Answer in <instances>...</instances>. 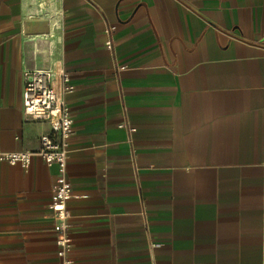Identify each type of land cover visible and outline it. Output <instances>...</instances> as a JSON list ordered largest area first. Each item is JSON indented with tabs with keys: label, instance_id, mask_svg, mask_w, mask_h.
<instances>
[{
	"label": "crops",
	"instance_id": "crops-1",
	"mask_svg": "<svg viewBox=\"0 0 264 264\" xmlns=\"http://www.w3.org/2000/svg\"><path fill=\"white\" fill-rule=\"evenodd\" d=\"M57 64L71 264H264V0H0L3 150L51 133L24 74ZM56 179L0 163V264H61Z\"/></svg>",
	"mask_w": 264,
	"mask_h": 264
},
{
	"label": "built area",
	"instance_id": "built-area-1",
	"mask_svg": "<svg viewBox=\"0 0 264 264\" xmlns=\"http://www.w3.org/2000/svg\"><path fill=\"white\" fill-rule=\"evenodd\" d=\"M116 25L106 24V47L113 50V34ZM23 110L38 122H47L51 133L40 138L37 151L9 152L0 148V163L20 166L27 170L33 157H39L49 167L57 169L56 183L51 190L50 209L54 216L57 256L61 264H71L72 240L68 203L73 198L72 184L68 176L69 140L75 134L74 120L66 104L65 96L72 91L69 74L62 64L45 71H28L24 74ZM129 132L133 129L124 122Z\"/></svg>",
	"mask_w": 264,
	"mask_h": 264
},
{
	"label": "rangeland",
	"instance_id": "rangeland-1",
	"mask_svg": "<svg viewBox=\"0 0 264 264\" xmlns=\"http://www.w3.org/2000/svg\"><path fill=\"white\" fill-rule=\"evenodd\" d=\"M44 2L42 1L41 4H43Z\"/></svg>",
	"mask_w": 264,
	"mask_h": 264
}]
</instances>
